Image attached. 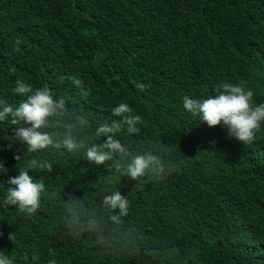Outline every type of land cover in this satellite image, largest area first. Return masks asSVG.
Returning a JSON list of instances; mask_svg holds the SVG:
<instances>
[{"label": "trees", "instance_id": "1", "mask_svg": "<svg viewBox=\"0 0 264 264\" xmlns=\"http://www.w3.org/2000/svg\"><path fill=\"white\" fill-rule=\"evenodd\" d=\"M18 77L63 97V121L84 116L76 135L89 145L104 139L99 123L119 118L112 107L129 103L140 131L116 135L170 167L133 179L115 170L118 154L97 165L83 149L27 152L13 139L23 122H0V181L32 159L52 164L29 169L45 185L34 213L0 202L10 264H264V121L243 144L182 103L223 82L264 102V0H0V98L13 105L24 98L12 91ZM115 190L124 215L103 202Z\"/></svg>", "mask_w": 264, "mask_h": 264}, {"label": "clouds", "instance_id": "2", "mask_svg": "<svg viewBox=\"0 0 264 264\" xmlns=\"http://www.w3.org/2000/svg\"><path fill=\"white\" fill-rule=\"evenodd\" d=\"M72 82L76 86L82 84L75 77ZM137 87L143 88L144 84L138 83ZM12 91L24 98L15 105L0 98V122L9 119L13 125L23 122L15 128L13 139L25 145L27 152H37L48 146L69 152L83 149L87 160L97 165L118 154L121 159L114 163L115 170L133 179L141 178L149 172L161 175L169 170L170 162L162 159L156 151L134 152L116 135L121 129L129 134L140 131L142 116L134 112L129 103L119 102L112 107V114L119 118L99 123L94 135L104 139L102 143L89 145L85 139L76 135V130L88 125V120L80 116L72 123L63 121L61 117L65 115V100L63 97H55L48 86L34 88L31 83L18 77ZM252 98L251 88L246 89L241 83L223 82L217 87L215 94L201 97L184 95L182 103L184 109L200 122H206L209 126L220 125L229 138L250 144L264 121V102L255 103ZM53 126L63 127V133L53 134L45 130ZM37 167L51 170L52 164L47 160L32 159L26 167L19 168L18 174L9 176L7 181H0V187L7 185L0 202L17 206L28 214L34 213L40 207L45 190L44 183L29 172V169ZM8 171L3 159H0V173ZM103 202L111 209H118L121 215L128 212L129 201L120 190L105 194ZM10 236L12 237V233ZM0 264H10L9 258L0 254ZM49 264H56V261L53 259Z\"/></svg>", "mask_w": 264, "mask_h": 264}]
</instances>
